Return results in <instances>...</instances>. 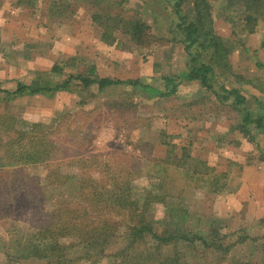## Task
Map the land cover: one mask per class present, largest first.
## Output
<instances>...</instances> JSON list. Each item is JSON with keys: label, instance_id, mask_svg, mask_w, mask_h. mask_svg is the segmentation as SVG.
I'll return each instance as SVG.
<instances>
[{"label": "rangeland", "instance_id": "374dc122", "mask_svg": "<svg viewBox=\"0 0 264 264\" xmlns=\"http://www.w3.org/2000/svg\"><path fill=\"white\" fill-rule=\"evenodd\" d=\"M207 1L211 7L214 32L228 54L225 61L216 62L208 61L210 51L207 55L199 48L197 53H202L201 61L204 64L213 67L211 85L215 92L222 95V88L238 89L246 98L243 110L257 117L264 112V20H260L255 33L249 35L243 24L244 14L236 0H231V3L228 0ZM12 2L26 9L15 10L13 14L0 18V24L3 23V27H0L1 91H14L18 84L29 85L34 81L46 83L48 87L57 85L67 75L81 73L92 66L93 58H99L101 54L108 57H105L107 61L100 62L109 64L111 75L120 81H143L151 75V78L158 79L162 76L176 77L187 71L189 58L181 42V33L174 30L179 22L174 14L173 2ZM27 3L33 8H27ZM228 4L232 8L231 18L225 13ZM43 9H49L51 17H46ZM180 12L182 17L194 19L192 0H185ZM94 14L101 15L104 21L116 17L124 21V25L120 23L116 31L108 30L106 33V42L113 41V44H107L110 47L106 49L97 42L103 35V29L92 21ZM52 19L61 24L60 35H64V39L75 38L78 29L80 40L75 42L77 47L75 45L67 50L58 64H54L62 67L61 70L43 73V55H48L44 48L51 45L43 38V23H53ZM84 21H90L92 26L86 23L88 27H84ZM131 21H141L149 27V42L144 41L138 46L127 34L126 24L129 25ZM114 24L110 22L109 28ZM34 38L36 41H33ZM193 52L196 54V49ZM32 58H37L39 62L35 65L27 63ZM67 93L70 98H67V109L63 112L44 104L42 110L35 112L31 109L38 105L22 102L13 105L14 97L0 93V154L9 151L11 156L29 151L14 157L18 159L33 151L30 143L39 149L37 139L43 138L47 148L55 145L61 151L60 157L50 154L51 161L46 160L48 163L57 160L72 162V165L64 162L67 165L58 171L59 174L75 173L79 169L74 163L80 159L94 160L97 166L91 167L99 172L105 170L100 164L107 163L115 171L130 169L138 173L133 177L135 192L144 195L151 191L154 197L163 200L162 203H152L146 215L154 231L160 233L169 223L168 207L182 206L184 212L180 214L184 219L181 223L187 233L206 236L210 229L220 226L219 235L233 244V249H237L234 252L230 250L222 264H264V224L245 215L218 216L219 208L224 207L223 199L239 193V185L245 184L237 176L240 166L238 163L233 165L228 155L248 144L250 154L246 168L260 167L264 172V135L249 125L248 142L244 144L237 140L245 136L242 134V119L232 109V100L221 103L196 83H186L169 98L150 99L141 94L133 97L131 102L121 88H110L99 93L95 87L87 90L76 81L72 82ZM40 119H43L40 123L33 122ZM165 167L171 168L170 177L165 175ZM12 169L17 173L13 174ZM157 169L163 171L161 175H164V181L151 176L150 173L153 171L154 174ZM176 169L184 175L183 178L173 173ZM49 170L47 165L26 164L0 171V264H48L45 259L33 257L30 247L24 251L22 244L27 242H44L45 246L46 243L57 242L61 248L56 255H63V264H109L107 258L125 247L122 233L126 227H121L116 238L108 241L105 246L108 257L94 262L97 255L90 258L89 253L98 254L99 251L89 245L86 234L73 229L69 230L70 234L62 236L57 231V226L62 225V215L67 210L72 211L75 206L73 202H77V199L74 200V194H70V183L57 185L52 184L51 180H43L47 172L50 173ZM192 172L227 175L224 192L216 195L208 189L198 188L185 176ZM257 179L260 180L252 175L248 183H255ZM260 182L264 184V176ZM57 211L61 217H58ZM56 223V229L48 231L51 236L47 234L42 240V232L41 238H32L43 229V225L50 230ZM54 234L56 238L52 237ZM245 242L246 246L242 247ZM148 244L152 245V240L149 239ZM176 251L181 255L180 264H212L216 259L215 253L207 254L195 245L181 243ZM164 253L170 255L174 251L168 248ZM50 259L54 261L56 258L50 257L48 261Z\"/></svg>", "mask_w": 264, "mask_h": 264}, {"label": "trees", "instance_id": "16d2710c", "mask_svg": "<svg viewBox=\"0 0 264 264\" xmlns=\"http://www.w3.org/2000/svg\"><path fill=\"white\" fill-rule=\"evenodd\" d=\"M166 1L169 3L173 2L174 14L179 22L174 27V30L181 33V42L189 58L187 71H184L178 76H162L159 79L149 77L143 81H120L117 79L100 78L96 73L95 67L92 65L85 68L81 73L67 75L61 83L51 87H48L47 84H41L39 81H34L29 85L18 84L13 92L0 90V93L15 98L24 95L50 94L58 91L68 92L72 82L76 81L80 83L82 88L87 90L95 87L99 93H104L110 88H121L131 102L133 97L141 94L150 99L154 97L169 98L176 94L181 85L196 83L208 92H211V94L215 96V99L221 103H227L232 100V109L235 110L242 119V134L245 138L250 139L248 131L249 125H253L255 130L264 135V112L257 117H253L251 113L244 111L246 98L241 95L238 89L227 90L222 88V95L215 92L211 85L214 75L213 67L204 64L201 61L202 53H197L199 48L207 52V55L208 51H210L208 61L216 62L225 61V56L228 54L221 39L214 32L211 7L208 1L192 0V8L195 11V17L191 20L181 16L180 8L185 0ZM236 1L239 9H241L244 14L243 24L248 34H254L259 21L264 20V0ZM228 2L231 3V0H228ZM225 11L227 17L231 18L230 11H232V8L229 4L226 5ZM116 18H107L104 21L103 17L97 14H94L91 18L99 28L103 29L101 38L105 44H113V41L110 43L106 42V33L108 30L116 31L120 23L124 25V21H120L119 18ZM110 22H115V26L109 28ZM128 24L129 25L126 24L127 34L134 39L138 46L142 45L144 41H150V29L147 25L143 24L141 21H131L128 22ZM194 49H196V54L193 52ZM61 68L62 67L58 68L57 65H54L51 68V72H58ZM120 105H122V103ZM38 128L42 129L40 125H38ZM28 138L32 139L31 136H28ZM42 140L43 138L37 139L36 145L39 149H35L32 143H30V149L33 151L24 154V156L18 159L14 157L29 151L18 152L10 156L9 151L4 150L5 152L1 153L2 155L0 154V171L6 167L15 168L24 167L26 164H43L44 166L47 165V168L50 169V173L47 172L43 180H51L52 184L57 185H68L70 183V194L71 196L74 194L73 199H77V202H73L75 206H73L74 208H72V211L67 210L62 217L57 211L58 217L60 216L63 218L62 225L57 226V231L60 232L62 236H64L65 233L70 234L69 230L73 231V229L82 235L86 234L89 245L97 252L99 251L98 254L93 252L89 253L90 258L91 256L93 257V255H97L98 258L94 262H97L98 259L101 260L108 257V254H105L108 248L105 246L108 244V241L116 238L118 230L121 229V227H126L122 233L124 234L123 240L125 247L118 250L115 255H111L107 258L109 264H180L181 255H179L176 250L181 243L187 246H198L202 252H206L207 254L215 253L216 259L212 264H222L226 260L230 250L233 248V244L226 242V240L222 239L219 235L221 230L220 226L210 229V232L206 236H199L197 234L190 235L189 232L187 233V231L182 228L183 224L181 220L184 219L181 217L182 214H180L184 212L182 206L175 207L172 205V208L168 207L167 209L166 207L169 214V223L164 225L160 233H157L154 231L152 223L147 220L146 215L152 203H162L163 200L154 197L151 191H148L144 195L134 191V187L132 186L133 177L138 174L137 172L134 173L130 169L115 171L110 169L109 163L100 164L101 167H105V170H100L99 172L91 167L97 166L94 160L80 159L76 160L74 163L76 168L79 169L75 173L59 174L58 171L64 165L72 162L68 163L63 160H57L48 163L46 160H50V154L53 155V157L55 154L57 157H60L61 151L59 148H56L55 145L47 148ZM18 147L20 146L18 145ZM94 157L98 158V156ZM168 168L169 167H165L166 171H164V173L167 177H170L169 173L172 170L169 168V172H167ZM161 172L163 171L157 169L154 174L153 171L150 174L164 181V175H161L164 173ZM12 173L16 174L17 172L12 169ZM173 173H177L180 178L184 177V175L178 172V169L173 171ZM185 176L189 178V181L196 184L195 186L198 188L208 189L216 195L224 192L228 179L227 175H216L213 173L209 175L206 173L196 174L192 172ZM223 178L226 180L223 181ZM10 182L13 181L10 180ZM17 196L18 194L16 197ZM160 197L163 198L164 196L160 195ZM63 200L65 199L61 201ZM260 222L264 224V219ZM55 225L58 224H54L53 229L49 227L48 229L50 230H46L45 225H43V229L39 230L40 235L36 233L32 238H41L43 232L42 240H44L47 234H50V232L56 229ZM49 236H51V234ZM52 237L56 238L57 236L54 234ZM149 239L152 240V245L148 244ZM22 247L24 251H27L30 247V254L33 257L45 259L48 264H63L61 263L63 262V255H56L61 248L57 242L53 244L46 243V246L44 242L39 244L27 242L26 244L23 243ZM168 248H171L174 253L170 255L164 253V250ZM50 257L56 259L54 261H51V259L48 261Z\"/></svg>", "mask_w": 264, "mask_h": 264}, {"label": "crops", "instance_id": "0c3cea01", "mask_svg": "<svg viewBox=\"0 0 264 264\" xmlns=\"http://www.w3.org/2000/svg\"><path fill=\"white\" fill-rule=\"evenodd\" d=\"M13 0H0V18L2 16H6L9 14H13L15 10H21V9H26L23 8L22 6H17L15 5ZM27 8H33L31 5L28 3L26 4ZM43 14L46 17H51L50 16V10L49 9H43ZM33 12V11H32ZM32 14V13H31ZM53 23H43V38L47 41V43H51V45L48 44V46H45L46 51H48V55H43V73H51V68L53 67L54 64H58V61L61 60L62 56L67 53V50L74 48L80 40V34L77 32L75 33V38H69V39H64V35H60L62 29H60L61 24L56 20L52 19ZM62 21V20H61ZM63 23V21H62ZM89 27L92 26L91 22L89 21H84L85 26L84 27ZM3 25L0 24V27ZM87 25V26H86ZM31 30V27H30ZM102 36L98 38V43L101 45L103 49H106L110 47L109 45L105 44L102 41ZM32 38V37H31ZM32 40V39H31ZM33 41H36L35 38ZM83 42V41H82ZM91 46H93L91 44ZM77 47V45H76ZM104 53V51H103ZM106 54H101L99 58H93L95 61L93 63V66L95 67L96 73L100 78H110L114 79L113 76L111 75V69L109 68V64L105 65L100 62V60L107 61L105 57ZM98 59V60H97ZM39 60L37 58H32L27 61V63L35 65L37 64ZM152 76V75H151ZM150 76V77H151ZM46 84V83H43ZM185 84L181 85L179 89L184 87ZM177 90V92H178ZM15 91V90H14ZM8 92H13V91H8ZM67 98H70L68 96V93L66 91H58L55 93H50V94H36V95H24V96H17L15 99H13V105L14 104H19L22 102V104H35L38 105L35 108H30L31 110H34L35 112L38 110L43 109V104L47 105V107H55L57 111H64L67 109L65 106L68 105ZM67 103V105H65ZM21 104V103H20ZM43 119L38 120V121H33L34 123H40L42 122ZM240 143L243 142L245 144V141H247L246 138H241L237 139ZM248 142V141H247ZM229 145H232L230 142L228 143ZM227 144V145H228ZM235 145V144H233ZM246 147L238 148L239 150H234L229 156L231 159V163L233 162V165L238 163L240 166V173H237L239 175V180L243 181L245 184L239 185V193L237 192L236 194H233L229 196L226 199H223L224 202V207L219 208L218 211V216L221 217H231L235 215H241L247 217L248 219L251 218L255 222H260L261 220L264 219V184L261 183L262 176H264V172L260 167H255L252 166V169L246 168L248 166L247 159L249 157V148L248 144H245ZM234 147V146H233ZM249 153V154H248ZM255 167V168H254ZM242 168V169H241ZM263 168H264V162H263ZM253 176L255 178H259L260 180H255V183H248L249 179ZM249 176V177H248ZM247 182V183H246ZM260 182V183H259ZM245 192L244 195L241 196V193ZM247 193V194H246ZM246 246L245 244L242 245V247ZM249 248V247H247ZM234 250L237 251V249L231 250V252H234Z\"/></svg>", "mask_w": 264, "mask_h": 264}]
</instances>
